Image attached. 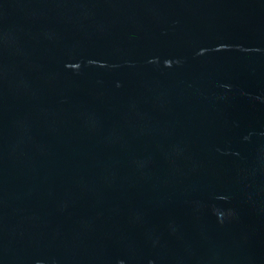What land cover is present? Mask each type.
Returning a JSON list of instances; mask_svg holds the SVG:
<instances>
[{"label":"water","instance_id":"water-1","mask_svg":"<svg viewBox=\"0 0 264 264\" xmlns=\"http://www.w3.org/2000/svg\"><path fill=\"white\" fill-rule=\"evenodd\" d=\"M0 264H264V0H0Z\"/></svg>","mask_w":264,"mask_h":264}]
</instances>
